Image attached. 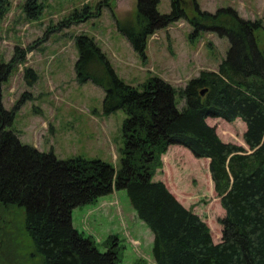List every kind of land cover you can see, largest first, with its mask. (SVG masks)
<instances>
[{
  "label": "trees",
  "instance_id": "1",
  "mask_svg": "<svg viewBox=\"0 0 264 264\" xmlns=\"http://www.w3.org/2000/svg\"><path fill=\"white\" fill-rule=\"evenodd\" d=\"M8 1L0 0V18ZM184 1L170 0V12L160 14L159 0H137L133 21L120 20L111 11L118 32L144 63L148 37L181 19L193 27L191 38L212 31L228 39L229 48L217 70H202L179 89L185 101L182 110L176 106V89L164 79L150 76L139 88L128 85L92 37L72 36L78 52L76 81L103 89L105 116L119 110L126 115L119 169L100 159L60 160L52 152L21 143L9 129L14 111L1 104V84L24 59L26 49L16 46L8 63L0 61V256L9 218L15 208H22L32 255L39 256L42 264H117L121 256L117 237L108 239L105 251H100L74 228L71 213L114 190H125L136 217L153 234L154 264H264V49L258 46L257 36L263 24L241 18L230 7L208 13L195 0L191 6H184ZM102 5L73 10L56 28L98 17ZM42 7L38 0L23 3L30 20L39 18ZM46 40L44 35L37 42ZM24 78L31 85L34 71L26 69ZM208 118L241 120L245 146L221 141L207 124ZM171 145L209 160L213 191L225 212L218 220V243L198 215L185 208L163 182L153 180L162 167L161 156ZM0 264H5L1 258Z\"/></svg>",
  "mask_w": 264,
  "mask_h": 264
},
{
  "label": "rangeland",
  "instance_id": "2",
  "mask_svg": "<svg viewBox=\"0 0 264 264\" xmlns=\"http://www.w3.org/2000/svg\"><path fill=\"white\" fill-rule=\"evenodd\" d=\"M191 1H184V6H191ZM195 1L201 11L208 13L230 7L245 20L260 21L264 29V0ZM8 2L0 18V61L8 63L16 46L26 49L24 59L14 65L1 84V104L5 110L14 111L9 129L21 143L41 152H52L60 160L78 156L100 159L119 169L121 127L126 117L120 110L105 116L103 89L91 82L76 81L74 64L78 52L73 35L92 37L117 76L128 85L139 88L150 76L164 79L176 89L179 110L185 106L179 89L202 70L216 71L229 48L228 39L212 31H201L191 38L193 27L181 19L148 37L144 63L118 32L112 17L113 12L120 20L133 21L137 0H108L110 8L104 0H38L43 6L42 13L33 20L25 16L24 0ZM98 3L104 4L100 16L70 28H56L73 10L86 4L96 7ZM170 8V0H159L156 7L160 14L169 13ZM187 13L192 15V10ZM44 35L47 40L37 42ZM257 36L258 46L264 49V30H259ZM28 68L35 73L31 85L24 78ZM206 122L214 127L221 141L245 146V124L241 120L229 123L208 118ZM161 160L162 167L155 171L153 180L163 182L185 208L198 215L208 225L213 242L218 243L221 238L218 220L225 212L213 191L209 160L195 158L181 145L169 146ZM73 211L74 228L89 237L100 251H105L108 239L117 237L121 252L117 264H154L153 234L136 217L125 190H114ZM22 217L23 209L15 208L0 258L5 264H42L39 256L32 255V242L23 229Z\"/></svg>",
  "mask_w": 264,
  "mask_h": 264
},
{
  "label": "water",
  "instance_id": "3",
  "mask_svg": "<svg viewBox=\"0 0 264 264\" xmlns=\"http://www.w3.org/2000/svg\"><path fill=\"white\" fill-rule=\"evenodd\" d=\"M204 92H205V90H202V91H201V94H204Z\"/></svg>",
  "mask_w": 264,
  "mask_h": 264
},
{
  "label": "bare ground",
  "instance_id": "4",
  "mask_svg": "<svg viewBox=\"0 0 264 264\" xmlns=\"http://www.w3.org/2000/svg\"><path fill=\"white\" fill-rule=\"evenodd\" d=\"M97 200H98V199H97ZM97 200H96V201H97ZM129 205H130V203H129ZM80 207H81V206H80ZM130 207H131V205H130ZM131 208H132V207H131ZM220 236H221V233H220Z\"/></svg>",
  "mask_w": 264,
  "mask_h": 264
},
{
  "label": "crops",
  "instance_id": "5",
  "mask_svg": "<svg viewBox=\"0 0 264 264\" xmlns=\"http://www.w3.org/2000/svg\"><path fill=\"white\" fill-rule=\"evenodd\" d=\"M79 209V208H78ZM74 212V211H73ZM73 212H72V217H73Z\"/></svg>",
  "mask_w": 264,
  "mask_h": 264
}]
</instances>
